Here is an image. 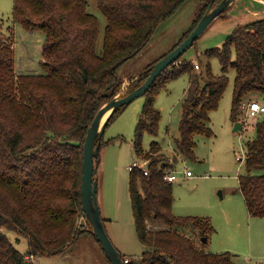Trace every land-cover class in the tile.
Instances as JSON below:
<instances>
[{"label":"trees","instance_id":"1","mask_svg":"<svg viewBox=\"0 0 264 264\" xmlns=\"http://www.w3.org/2000/svg\"><path fill=\"white\" fill-rule=\"evenodd\" d=\"M187 1L96 0L106 19L98 51L99 21L88 11L87 0H13L11 23L6 33L0 32V264H37L35 256L63 254L81 235L77 216L84 213L80 182L87 128L97 110L116 95L121 85L119 67ZM199 1L202 5L193 25L170 49L206 11L210 0ZM15 23L44 32L42 72L15 71ZM39 44L37 39L31 45L34 52ZM204 52L219 58L221 73H212L208 63L204 72L198 70L181 55L144 93L133 146L139 158L147 159L148 173L137 168L129 171L128 191L137 236L146 248L138 256L118 250L123 264H237L229 251H204L183 231L190 223L202 234L212 226L208 218L172 212L171 181L164 178L171 163L159 142L152 141L148 150L142 146L144 132H158L160 111L153 104L157 88L182 73H188L189 83L175 138L176 160L177 154L195 158V133H212L208 113L218 106L229 67L235 70L232 120L238 119L247 94L264 95V17L237 25L221 46ZM156 60L138 74L131 89L148 76ZM96 156L99 162V152ZM243 160L239 189L249 214L264 216V172H252L264 169V115L255 123L254 137L246 142ZM4 229L17 233L16 241L25 238V250L17 248Z\"/></svg>","mask_w":264,"mask_h":264},{"label":"rangeland","instance_id":"2","mask_svg":"<svg viewBox=\"0 0 264 264\" xmlns=\"http://www.w3.org/2000/svg\"><path fill=\"white\" fill-rule=\"evenodd\" d=\"M12 3L13 0H0V32L3 34L7 31L5 27L8 22L11 23ZM216 3L217 1L214 2ZM201 5L199 0H188L158 25L148 43L119 67L121 85L116 96L130 91L138 74L182 38L183 32L193 25ZM87 9L99 21L100 51L106 19L96 7V0H87ZM262 17L264 0H234L208 24L182 53L181 58L191 60L194 64L199 63L197 69L203 72L208 63L212 73H221L219 58L216 55L208 56L204 51L213 46H221L237 25H245ZM25 40V37L20 39L19 31L15 29L14 43L19 42L20 48L13 43L14 55H22L24 58H21L23 65L19 67L15 64L14 69L18 73H40L42 68L39 62L35 59L31 61L32 56L27 54ZM37 47L38 56L40 44ZM234 57L233 52L232 59ZM227 75L228 84L218 106L208 113L207 124L212 133H195L193 136L196 142L194 159L177 154L176 160L173 155L176 152L175 138L178 137L182 100L189 83L187 72L167 80L157 88L153 104L160 111L158 132H144L142 146L148 150L152 141L159 142L165 160L171 163L170 170L176 175L171 181L172 212L175 215L208 218L212 228L209 227L205 234L191 223L183 226V231L192 236L201 249L212 253L229 251L237 264H264V216L249 214L238 186V176L245 172L243 159L246 142L254 137L255 123L264 115V112L249 115L246 106L251 100L264 104V95L251 92L245 96L237 119L242 122V128L234 130L235 121L231 119L230 112L235 70L229 67ZM144 102V94L135 97L117 110L109 120L101 138L104 142L99 148V166L95 173L97 202L105 230L114 246L126 256H138L146 248L138 239L134 224L127 169L128 164L139 158L134 150L133 135ZM140 158L145 159L142 156ZM95 164H98L97 156ZM187 170L191 175L185 174ZM252 172L261 173L264 169H255ZM77 221L82 223L79 226L77 222V227L83 232L65 253L35 256L37 264H109L92 235V227L83 212L77 216ZM4 231L17 248L25 250V238L20 236L16 241L17 233L7 229Z\"/></svg>","mask_w":264,"mask_h":264},{"label":"water","instance_id":"3","mask_svg":"<svg viewBox=\"0 0 264 264\" xmlns=\"http://www.w3.org/2000/svg\"><path fill=\"white\" fill-rule=\"evenodd\" d=\"M233 1L234 0H220L214 4V0H210L206 11L201 15L188 35L152 64L148 76L139 85L124 95H115L106 101L97 110L87 128L82 146V172L80 182L81 207L84 211V215L92 225V233L100 243L103 252L111 264H123V261L119 255L118 249L114 246L105 230L100 208L97 202V180L95 178L97 168L95 164V157L99 152L104 128L107 125L109 118L118 107L123 106L135 97L144 94L157 76L167 66L175 62L203 32L208 24ZM240 128H242V122L236 120L233 129L237 130ZM219 193L220 197H222L220 191ZM203 239L206 240V237H203Z\"/></svg>","mask_w":264,"mask_h":264},{"label":"crops","instance_id":"4","mask_svg":"<svg viewBox=\"0 0 264 264\" xmlns=\"http://www.w3.org/2000/svg\"><path fill=\"white\" fill-rule=\"evenodd\" d=\"M15 29L17 30L18 29V31H19V36H20V39L22 38V37H25L26 38V40H25V42H24V44L26 45V47H27V54L29 53L31 56H32V58H31V61H33V59H35L37 62H40V60L43 58L42 57V45H43V42H44V37H45V35H44V32L43 31H41V30H39V29H35V30H32V31H26V30H24V28L22 27V25L21 24H16L15 26ZM24 32H23V31ZM32 33H36V34H34V35H31ZM38 39V41H40V53L38 54V56H37V54H36V50L37 49H39V47H37L36 46V49H35V52L32 50V48H31V45L32 44H35V41ZM15 45L14 46H16L17 47V42L15 41V43H14ZM25 54V53H24ZM17 58H19V59H17ZM21 58H24L22 55H19V56H15V64H16V66H22L23 65V63L21 62L22 61V59ZM29 61H30V58L28 59ZM38 64H40V63H38ZM31 67H32V64H31ZM41 67V66H40ZM234 121V120H233ZM236 121V120H235ZM98 166H99V162H98V164L96 165V168L98 169ZM119 250V249H118Z\"/></svg>","mask_w":264,"mask_h":264},{"label":"built area","instance_id":"5","mask_svg":"<svg viewBox=\"0 0 264 264\" xmlns=\"http://www.w3.org/2000/svg\"><path fill=\"white\" fill-rule=\"evenodd\" d=\"M195 67L198 68V63H195ZM247 110L249 115H256L257 113L264 112V104L259 103L256 100H251L247 103ZM141 169L145 174L148 173V168H147V159H142L138 158L133 160L130 164L127 165V169L129 171L133 169ZM187 176L191 175V172L187 170L185 172ZM164 178L168 181H173L176 178V175L173 173L172 170H168L164 174ZM81 224L80 221H78V225ZM80 226V225H79ZM124 261H127V259H124Z\"/></svg>","mask_w":264,"mask_h":264}]
</instances>
